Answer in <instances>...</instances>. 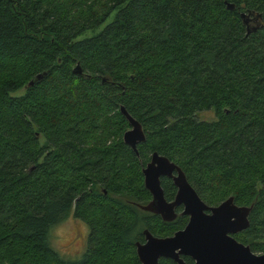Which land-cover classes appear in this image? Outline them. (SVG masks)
Segmentation results:
<instances>
[{"label":"trees","instance_id":"16d2710c","mask_svg":"<svg viewBox=\"0 0 264 264\" xmlns=\"http://www.w3.org/2000/svg\"><path fill=\"white\" fill-rule=\"evenodd\" d=\"M154 151L207 204L252 205L234 237L264 253V0H0V264H140L144 229L187 221L139 207ZM71 216L88 233L68 260L48 236Z\"/></svg>","mask_w":264,"mask_h":264},{"label":"water","instance_id":"95a60500","mask_svg":"<svg viewBox=\"0 0 264 264\" xmlns=\"http://www.w3.org/2000/svg\"><path fill=\"white\" fill-rule=\"evenodd\" d=\"M229 9L233 4L227 3ZM248 31L256 27L249 22L248 15L242 14ZM257 16H254L255 22ZM253 19V18H252ZM253 22V21H252ZM80 73L79 66L74 68ZM38 74L36 79H41ZM30 81L28 85H32ZM127 119L129 128L123 133V142L135 153L137 145L145 140L141 123L120 107ZM173 172H176L175 174ZM144 186L151 194V200L139 207L160 215L163 221L176 217L174 207L182 205L183 213L189 216L184 228L169 236H154L144 230V243H136V254L140 264H157L160 258H170L177 264H186L180 255H189L194 264H264V253L253 252L249 245L234 238V234L245 230L252 205H237L234 197L229 196L216 206H209L198 196L188 182L183 170L166 156L153 152L150 161L142 169ZM173 179L177 192L173 201L165 200L160 185V177Z\"/></svg>","mask_w":264,"mask_h":264},{"label":"rangeland","instance_id":"374dc122","mask_svg":"<svg viewBox=\"0 0 264 264\" xmlns=\"http://www.w3.org/2000/svg\"><path fill=\"white\" fill-rule=\"evenodd\" d=\"M199 118L212 120L214 118V112L212 110L202 111L199 113ZM87 233V225L83 221L71 216L51 229L48 242L59 254L69 256L67 258L68 260L79 259L83 254L87 242Z\"/></svg>","mask_w":264,"mask_h":264},{"label":"flooded vegetation","instance_id":"af4514ba","mask_svg":"<svg viewBox=\"0 0 264 264\" xmlns=\"http://www.w3.org/2000/svg\"><path fill=\"white\" fill-rule=\"evenodd\" d=\"M154 152H156V151H154ZM152 153L153 152H151L150 153V157H149V160L147 161V163L150 161V159H151V155H152ZM136 154H137V152H136ZM146 163V164H147ZM146 164H145V166H146ZM144 166V167H145ZM143 169V168H142ZM174 174L176 173V172H173ZM143 178H144V176H143ZM163 181H166V186L168 187V189H172V190H174V192L172 193V197H170V198H168V197H166V195H165V191H164V187L162 186V183H163ZM169 183H170V185H169ZM160 185H161V188H162V190H163V195H164V198H165V200L166 201H168V202H171V201H173L174 200V198H175V195H176V192H177V187H176V185L174 184V182H173V179L171 178V177H168V176H161L160 177ZM191 185V184H190ZM192 186V185H191ZM195 190V189H194ZM196 191V190H195ZM150 193V192H149ZM197 193V192H196ZM198 194V193H197ZM151 195V194H150ZM199 196V195H198ZM200 197V196H199ZM150 200H151V198H150ZM149 200V201H150ZM202 201H204V200H202ZM204 203H206L205 201H204ZM207 204V203H206ZM219 204V203H218ZM217 204V205H218ZM207 205H209V204H207ZM209 206H216V205H209ZM183 206L182 205H179V206H176V207H174V211L176 212V217L173 219V220H171V221H174L176 218H178L179 216H186L187 217V221H186V223L184 224V226L187 224V222H188V219H189V216L188 215H186V214H184L183 213ZM158 215V214H157ZM159 217H160V215H158ZM161 218V217H160ZM184 226L182 227V228H184ZM182 228H179V229H182ZM179 229H177V230H179ZM144 230H148V229H144ZM144 230H143V239H142V241H138L139 243H144L145 242V239H144V237H145V235H144ZM177 230H175V231H177ZM149 231V230H148ZM174 231V232H175ZM150 232V231H149ZM173 232V233H174ZM151 233V232H150ZM172 233V234H173ZM152 234V233H151ZM171 234V235H172ZM152 235H154V234H152ZM235 235V234H234ZM233 235V236H234ZM154 236H157V235H154ZM169 236V235H168ZM235 238V237H234ZM237 241H239L238 239H236ZM239 242H241V241H239ZM242 243V242H241ZM245 244V243H244ZM136 245V244H135ZM256 253V252H255ZM180 257L185 261V263L186 264H194V259H192V257H190L189 255H180ZM161 259V258H160ZM167 259H170V258H167ZM186 259H188V260H191V262L190 263H188V262H186ZM170 260H172V259H170ZM159 261V260H158ZM172 261H174V260H172ZM175 262V261H174ZM176 263V262H175ZM177 264V263H176Z\"/></svg>","mask_w":264,"mask_h":264}]
</instances>
